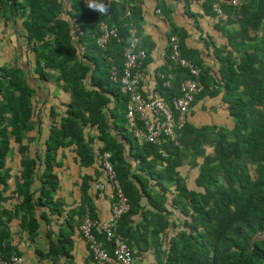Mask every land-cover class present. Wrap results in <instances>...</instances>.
<instances>
[{
  "label": "trees",
  "instance_id": "trees-1",
  "mask_svg": "<svg viewBox=\"0 0 264 264\" xmlns=\"http://www.w3.org/2000/svg\"><path fill=\"white\" fill-rule=\"evenodd\" d=\"M3 1L22 21L33 64L26 70L16 62L0 69V260L15 256L26 264H35L36 258L76 264L75 238H83L76 219H83L90 207L94 220H109L99 219L92 205L90 183H97V178L83 175L82 207L65 211L57 198L61 151L73 149L80 168L99 163L112 184L105 168V154L110 155L108 162L129 204L116 235L127 243L134 261L151 254L155 264H264V0H245L240 9L230 0H218L226 21L214 11L215 0H204L203 9L226 46L214 49L216 70L201 59L192 60L205 90L191 105L175 141L167 139L161 146L165 157L155 145L139 142L128 128L127 97L111 76L113 67L119 77L124 73L132 27L138 31V50L147 51L140 71L145 73L152 63L153 44L132 20L140 13V1L108 0V12L101 14L90 10L85 0H70L66 16L62 0L0 4ZM127 7L131 17L125 16ZM103 24L118 36H111L102 48ZM173 35L180 37L184 57L197 53L186 48L184 30L174 28L169 41ZM211 40H205L208 46ZM166 59L161 73L173 76V86L165 88L156 76L149 93L160 92L172 105L191 74ZM32 71L37 84L29 79ZM53 85L67 96V103L51 107L44 113L47 121H41L36 103L43 88L52 91ZM219 99L225 121L198 124L204 104ZM47 122L43 151L32 158L29 150L37 139L31 133L37 132L41 140ZM13 153L20 156L21 171L15 190L8 194ZM181 169L188 170L187 176ZM192 170L196 173L188 178ZM112 195L110 214L119 200L113 186ZM52 217L65 218L58 221L57 230L51 229ZM42 229L44 245L38 240ZM94 234L113 256L114 247L105 235L99 230ZM20 240L29 244L20 246ZM87 248L89 260L96 264Z\"/></svg>",
  "mask_w": 264,
  "mask_h": 264
},
{
  "label": "crops",
  "instance_id": "crops-1",
  "mask_svg": "<svg viewBox=\"0 0 264 264\" xmlns=\"http://www.w3.org/2000/svg\"><path fill=\"white\" fill-rule=\"evenodd\" d=\"M102 3H107L108 0H100ZM115 1V0H114ZM140 1V13L132 16V20L140 27L143 37L148 38L153 44V52H151L152 63L148 65L145 71L146 81L144 83L145 93L151 91L156 86V76L158 73L164 70L167 66V59L169 58V38L168 36L173 32L174 28L184 30L188 37L186 40V48L194 49L196 54H192L193 61L198 59L203 60L204 64L216 70L218 68V62L214 56V49L221 47L225 49L226 42L221 34L215 29L214 21L206 15L203 9L204 0H138ZM63 12L66 16L67 10L70 9V0H62ZM4 5V6H3ZM194 15V16H193ZM198 26L200 28H198ZM24 30L21 20L16 19V14H12L9 9L8 3L5 1L0 4V69L11 68L13 63L16 62L19 68L26 70V68H32L33 54L28 51L26 45V39L24 36ZM212 37L211 46H208L206 39ZM150 53V50H149ZM29 70V69H28ZM67 98V96H65ZM41 99V105L39 108L42 110L41 121L47 114L48 110L57 106V103L45 102L47 97L45 91L39 95ZM37 101L40 102L38 99ZM201 105V104H200ZM208 104H204V110L200 112L198 124L204 117L203 113L206 111ZM45 113V114H44ZM47 121V118L44 119ZM45 124V123H44ZM48 122L46 126H48ZM37 132L31 133V137L39 140L36 137ZM48 137V134L46 135ZM45 139V138H44ZM47 139V138H46ZM32 143V149L29 150V154L32 158H35L38 154L36 147L38 142ZM99 146V145H98ZM75 150L65 149L61 151V161L63 168L58 170L60 177V189L57 194V198L63 203L65 211H74L83 206L82 198V177L83 175L91 176L97 183H90L89 194L94 195L92 198V205L94 209L98 211V218L105 220L111 217L110 208L111 201L110 195L112 194V186L107 183L106 176L99 163H95L88 168H80L75 158ZM12 160L8 163L9 173V190L8 194H12L16 188V180L20 175V156L17 153H13ZM12 164H14L12 166ZM187 170V169H186ZM181 169L182 175L187 176L188 170ZM196 171L192 170L188 178L195 175ZM106 184L104 190L97 189V185ZM37 188V187H36ZM101 191V192H100ZM99 192V193H98ZM98 195L97 199L95 195ZM11 202V201H10ZM12 203V202H11ZM91 209L87 207V209ZM77 218V216H76ZM51 229L57 230L58 221H64L65 218L52 217ZM82 218H77L78 225L82 223ZM45 227V225H43ZM46 230L40 231L38 240L44 243L46 242ZM26 240H20L19 245L24 246L29 244ZM42 247V245H41ZM75 260L76 264H94L89 260L90 254L83 238L76 236L75 238ZM37 259V258H36ZM34 259L35 264H50L47 261H38ZM33 260V258H32ZM60 264H63L64 260H60ZM100 264V263H96ZM134 264H155L154 257L149 254L139 259H135Z\"/></svg>",
  "mask_w": 264,
  "mask_h": 264
},
{
  "label": "built area",
  "instance_id": "built-area-1",
  "mask_svg": "<svg viewBox=\"0 0 264 264\" xmlns=\"http://www.w3.org/2000/svg\"><path fill=\"white\" fill-rule=\"evenodd\" d=\"M214 11L223 20H227V16L222 11L218 0H215ZM235 8L240 9L245 0H230ZM126 17H131L132 13L129 7L126 8ZM103 36L99 40L100 46L103 48L111 36L117 37V30H110L107 25H102ZM140 40L138 31L135 27L131 30V43L126 50V64L122 77H119L116 67L112 68V80L121 86L122 93L127 97L126 120L128 128L134 133V136L141 143L155 145L159 149L162 156H166V152L161 146L167 139L175 141L176 131L183 127L187 121V115L191 109V105L195 99L205 90L203 83L199 80L200 72L195 67L193 61L186 58L182 54L181 39L177 35L170 38V55L169 59L174 67L187 69L191 78L182 82V96L169 104L165 97L158 91L153 93H143L142 85L146 81V75L140 71L141 62L147 57L146 50H138ZM157 77L164 81L165 88H172V75L158 73ZM174 112L178 113L175 117ZM110 155L105 154V168L110 177L113 188L118 190L119 200L112 204V214L109 220L102 224L98 220L91 217L88 209L82 225L80 227L83 238L85 239L94 260L100 264H134L132 252L127 243L116 235L118 221L124 213L129 210L127 198L124 197L118 181L115 179V172L110 166L108 159ZM98 189L103 190V185H98ZM113 199V195L110 196ZM94 230L101 231L105 235L106 240L114 247L113 256L100 242ZM0 264H26V260L22 257H12L10 261L0 260Z\"/></svg>",
  "mask_w": 264,
  "mask_h": 264
},
{
  "label": "rangeland",
  "instance_id": "rangeland-1",
  "mask_svg": "<svg viewBox=\"0 0 264 264\" xmlns=\"http://www.w3.org/2000/svg\"><path fill=\"white\" fill-rule=\"evenodd\" d=\"M1 37V36H0ZM247 47H249V45L247 46ZM34 75V73H33V71H32V75H30V77H29V79H30V81L33 83H35L36 82V80H38L37 79V77H36V75L35 76H33ZM34 77H35V79H34ZM36 84H37V82H36ZM42 89V88H41ZM43 92L45 91V95H46V97H47V100L46 101H50L51 100V102H54V103H57V106L59 107V103H61V105L62 104H64V103H67V101L65 100V97H64V95H61V93H58L57 91H56V87L53 85V87H52V91H50L49 89H48V87H45V88H43V90H42ZM40 95H41V93H40ZM56 95V97H57V99H54L53 97ZM39 100H40V102L39 101H37V108H39V106L41 105V99L39 98ZM35 102H36V100H35ZM220 104H221V102H220V99L219 100H216V101H210V102H208V106H207V109H206V111H204V113H203V118L200 120V123L201 124H206V123H215V120L216 121H221V122H224L225 121V119H226V117H227V113H226V111L224 110V109H222L221 107H220ZM39 105V106H38ZM216 105H218V107H215ZM215 107V108H214ZM46 117H44V119H45ZM226 123V122H225ZM42 133H41V140L39 141V145L36 147V151H43L42 149L44 148V144H45V139L44 138H46L47 136V133H48V127L46 126V124H43L42 125ZM31 149H32V146H31ZM208 151H210V148H208ZM14 164H12V166H13ZM15 166V165H14ZM100 185V184H99ZM101 185H103V184H101ZM110 196H112V194L110 195ZM111 200V199H110Z\"/></svg>",
  "mask_w": 264,
  "mask_h": 264
},
{
  "label": "clouds",
  "instance_id": "clouds-1",
  "mask_svg": "<svg viewBox=\"0 0 264 264\" xmlns=\"http://www.w3.org/2000/svg\"><path fill=\"white\" fill-rule=\"evenodd\" d=\"M85 3L87 5V7L92 10V11H96V12H99L101 14H107L108 12V8L107 6L102 3V2H99V0H85ZM99 185V184H98ZM97 185V186H98ZM98 189V188H97ZM100 190V189H99ZM84 219V217H83ZM83 222V220H82ZM82 225V223H81ZM81 227V226H80ZM81 231V230H80Z\"/></svg>",
  "mask_w": 264,
  "mask_h": 264
}]
</instances>
